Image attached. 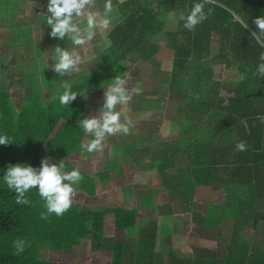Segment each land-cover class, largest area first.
I'll return each mask as SVG.
<instances>
[{
  "label": "trees",
  "instance_id": "1",
  "mask_svg": "<svg viewBox=\"0 0 264 264\" xmlns=\"http://www.w3.org/2000/svg\"><path fill=\"white\" fill-rule=\"evenodd\" d=\"M112 2L123 10V16L108 32L111 46L98 56L96 71L80 74L81 81L73 85L78 95L69 106L60 105L57 94L44 105L39 91L33 90L32 100L18 107L11 90L0 86V133L7 134L14 143L0 145V169L6 170L7 165L15 163H27L38 168L41 160L48 157L50 163L62 160L69 170L78 168L82 175V180L75 187L77 196H72V207L60 216L47 214L45 203L36 189L26 194L28 204H17L16 194L0 181V264H59L40 257L43 246L55 254H75L83 242L89 241L91 251L101 252L104 248L105 216L109 214L113 215L114 231L127 233L136 228L139 224L138 207L127 201L84 206L86 197L96 195L98 184L104 187L121 184L120 179L106 167L88 172L72 159L82 149L81 144L90 141V137L77 127L78 119H83L90 109L84 93L95 85L104 89L103 85H108L116 75L126 78L137 58L148 62L157 56L162 48L152 37L166 31L162 15L187 14L197 2L204 4L205 12L210 11L206 20L188 30L179 19L178 30L166 31L170 38L172 70L179 74L174 81L183 85L185 91L197 93V97L184 101L178 108L188 120L179 131V139L187 140L181 149L188 184L209 185L213 191L221 187L235 190L238 200L232 207L226 203L207 205L203 217L205 225L219 226L223 219L235 220L241 214L252 217L253 227L264 224V77L257 73L259 56L264 53V48L252 35L257 31L253 20L264 15V0ZM233 13L248 23V27L244 28ZM180 34L184 38L179 43ZM105 54L110 55L106 58ZM215 62L225 67L236 62L242 74L235 87L226 89L228 94L225 96L222 94L223 83L205 76L209 64ZM185 81L191 85L188 89ZM177 124L181 125L180 122ZM209 133L213 144L209 149L201 150L200 139ZM106 138L109 140L110 136ZM239 142L246 145V150L236 149ZM3 174L4 171H0V176ZM158 189L155 187L154 190ZM243 189L248 192L247 198H240ZM151 197L147 196L149 202L146 205L149 217L152 216ZM138 229L136 251L130 264H151L156 243L160 241L169 264L213 262L201 257L176 260L171 238H166L164 247L165 240L160 236L159 223L155 220L139 224ZM18 240L25 242L24 251L19 255L14 247ZM247 245L231 248L225 257L226 264H231L235 254L240 255L236 257L241 260L238 264H253L247 257ZM124 249L123 242L112 243L111 264H123ZM259 262L264 264V240Z\"/></svg>",
  "mask_w": 264,
  "mask_h": 264
},
{
  "label": "rangeland",
  "instance_id": "2",
  "mask_svg": "<svg viewBox=\"0 0 264 264\" xmlns=\"http://www.w3.org/2000/svg\"><path fill=\"white\" fill-rule=\"evenodd\" d=\"M29 1L31 0H0V86L11 90L13 101L18 107L32 100L33 90L39 91L44 105L47 100L54 98V94H51L47 86L49 76L57 89L61 80L62 82L71 80L72 84L76 85L81 81L78 77L80 73H89L96 69L92 62L93 54L86 57L81 53L83 59L86 58V63L81 64V72L78 75L61 77L52 70L51 55L54 48L49 40H54L53 43L57 46L59 40L49 36L50 28L40 29L43 30V34L35 38L39 30L36 31L37 29L30 27L34 22H42L40 15L46 14L47 0H37L33 3ZM120 1L122 3L125 0ZM116 8V13H120L118 21H121L123 10H120L118 5ZM162 17L166 22V31L178 30V14L171 13ZM166 31H161L152 37V40L162 48L157 56L148 62L137 58L126 77V86L129 89L134 87L142 89L140 94L133 95L127 105H117L116 110L124 114L121 117L122 121L124 116L131 120L130 131L127 134L111 135L109 140L106 135L98 153L93 154L86 149H81L72 158L88 172H95L101 167H106L121 181L119 185L115 183L116 185L111 184L112 186L106 187L98 184L96 195L86 197L84 206L103 205L108 201L117 203L127 201L130 205L136 206L142 197L140 204L148 213L146 205L149 202L147 198L149 195L152 196L151 207L156 209L152 214L158 217V213H163L166 216L163 221V230L166 231L165 233L168 231V233H174L170 242L176 260L202 257L213 261L212 264H226L225 257H228L231 248L239 249L248 244L246 248L248 260L253 264H259L263 251V223L253 227L252 217L243 214L235 220L223 219L222 225L219 226L205 225L203 220L209 203H226L229 207L235 205L238 200L235 190L221 187L211 195L209 188L207 195L203 193L202 198H193L195 185L188 184L186 162L181 149L187 140L179 139L180 127L186 125L188 120L178 108L184 101L197 97V93L190 90L188 91L190 96L182 88L183 85L174 81V77L179 74L172 70V51L169 48L170 38L167 37ZM46 35L49 36L48 40ZM183 38L182 34L178 36L179 43L183 41ZM38 39H45L47 41L45 46L38 44ZM214 43L217 44L216 39ZM108 55L110 54H105L106 58ZM45 57L49 59L46 61ZM97 62L99 63L98 60ZM88 63H90L89 66ZM33 66L35 71L31 69ZM209 66L205 76L223 83L224 96L228 94L226 89L235 87L242 78L236 62L230 67H225L219 62ZM34 79L37 81L34 82ZM185 82L188 83L187 89L191 87L188 81ZM100 87L95 85V88L84 93V97L90 103V109L84 118H99L100 110L105 103L107 85H103L104 89H102L105 91ZM179 122L181 125L177 124ZM212 139L210 133L200 139L201 150L209 149L213 144ZM215 141L214 139V143ZM134 148L137 149L136 152ZM155 187H159L160 191L152 194ZM190 194L192 197H189ZM174 195L178 198H173ZM247 197L248 192L243 189L240 198ZM138 217L139 224L146 221L143 213H139ZM171 223H173V230H171ZM112 224L113 215H106L104 248L101 252L91 251L90 243L86 241L75 254L71 252L55 254L47 246H43L39 255L43 259L55 260L59 264H110L112 243L124 241L130 243L129 257L135 250L136 229L119 234L114 231ZM164 242L165 247L167 243ZM161 243L162 241L156 243L157 251L161 250ZM165 249L167 250V247ZM165 256L156 254L152 263L169 264ZM235 256L240 257L236 254ZM236 257L232 259L231 264L241 262L240 258L236 259Z\"/></svg>",
  "mask_w": 264,
  "mask_h": 264
},
{
  "label": "clouds",
  "instance_id": "3",
  "mask_svg": "<svg viewBox=\"0 0 264 264\" xmlns=\"http://www.w3.org/2000/svg\"><path fill=\"white\" fill-rule=\"evenodd\" d=\"M35 4V3H34ZM34 8V6H33ZM32 8V11H33ZM209 12H205L204 4L194 3L191 9L181 13L179 19L182 20L183 27L192 30L198 24L207 19ZM234 18L248 27L235 13ZM42 24L50 28L49 36L60 41L67 39L72 47L56 46L51 55L52 70L63 77L78 75L81 72V64L84 59L80 49L91 44L99 36L102 38V48L111 46V40L108 39L107 32L119 19L114 8L112 0H47L46 14L40 15ZM31 18V16L29 17ZM257 31L252 35L256 43L264 48V15H260L253 20ZM46 61L49 57L44 58ZM260 63L257 67L259 76L264 77V53L259 56ZM127 79L116 75L110 80L105 91V103L100 110V116L78 119V128H81L85 134L90 137L87 144H81L82 149L91 153L101 148L105 136L115 135L116 133L127 134L130 131L131 120L124 116L122 111H117V105H127L133 95H138L142 89L134 87L129 89ZM59 104L69 106L77 97L78 93L73 90L71 80H63L61 89L58 90ZM9 136L0 133V145H11ZM238 151L246 150V145L239 142L236 145ZM0 181L16 195L17 204H28L26 194L32 189H36L39 196L45 203L47 214L63 215L72 207V196L75 187L82 180L81 172L78 168L69 170L62 160L49 162L45 157L41 160L40 166L33 167L27 163L9 164L6 167ZM25 242L18 240L14 242L16 253L19 255L24 251Z\"/></svg>",
  "mask_w": 264,
  "mask_h": 264
},
{
  "label": "crops",
  "instance_id": "4",
  "mask_svg": "<svg viewBox=\"0 0 264 264\" xmlns=\"http://www.w3.org/2000/svg\"><path fill=\"white\" fill-rule=\"evenodd\" d=\"M29 2H37V0H31V1H29ZM119 2H121L120 0H119ZM114 5V8L115 9H117L116 7H117V5H115V4H113ZM120 14V13H119ZM119 14H117L118 15V17H119ZM121 17V16H120ZM119 20V19H118ZM41 22H34V23H32L31 25H30V27L31 28H35V30L36 31H38L39 30V33L37 34V32H36V34H35V38H37L36 36L38 35H40L41 33L43 34V30H40V29H43V28H49L46 24H42L41 25V27H40V29H39V24H40ZM115 25V24H114ZM113 25V26H114ZM47 26V27H46ZM113 26L112 27H110L109 29H108V32L113 28ZM108 32H107V36H108ZM32 36V35H31ZM49 36H47L46 35V40H48L47 38H48ZM42 38H44L43 36H42ZM102 38L101 37H99V36H97L95 39H94V41L91 43V44H88V45H85V46H83L81 49H80V52L81 53H83V55H85L86 57L88 56V55H90L91 53L93 54V59H92V62H93V64H94V67L96 68L94 71H96L97 69H98V62H97V59H98V56L105 50V49H107V48H102L101 47V45H102V40H101ZM109 39V38H108ZM38 41V44H40L41 46H45V43L47 42V41H45V39H38L37 40ZM50 41V43L52 44V46H53V48H55L57 45H55L53 42H54V40H49ZM58 46H60V47H72V45H71V43H70V41H68L67 39H65V41H60L59 40V44H58ZM50 48V47H49ZM36 49H37V47H36ZM41 49V48H40ZM47 52H49V50L47 51ZM84 63H86V58L84 59ZM89 64L90 63H88V66H89ZM93 66V65H92ZM93 67V68H94ZM31 69H33L34 71H35V67L33 66V68H31ZM93 72V71H92ZM90 73V72H89ZM80 74H87V73H80ZM80 74L78 75V77H79V79H80ZM50 77V76H49ZM48 77V87H49V89H50V92H51V94H57L58 93V90L61 88V85H62V80H61V83L60 84H58V88L56 89V84L54 83V81L52 80H50V78ZM94 88H95V86H94ZM103 90V89H102ZM103 91H105V90H103ZM210 188V194L212 195L214 192H216V191H213L212 190V188L209 186V185H195V188H194V192H193V195H194V199H196L195 197H199V198H202V196H203V193H205L206 195L208 194V189ZM155 191V190H154ZM160 191V188L158 189V190H156L155 192H152V193H156V192H159ZM190 197H192L191 196V194H190ZM173 198H178L177 196H175L174 195V197ZM141 200H142V197L140 198V202H139V204H137L136 206L138 207V214L139 213H143V215L144 216H146V221H145V224H147L148 222H150V220H155V221H157L158 223H159V229H160V236L161 237H163V239L165 240L166 238H171L172 239V234H174V233H165L166 231H164L163 230V221H164V217H166V216H164L163 215V213H158V217H156L155 215H153V214H151L152 216L151 217H149V216H147V214H146V212L142 209V205L140 204L141 203ZM210 204V203H209ZM208 204V205H209ZM140 208V209H139ZM151 209V208H150ZM158 209V208H157ZM143 210V211H142ZM207 210V209H206ZM153 211H156V209H154V208H152V210H151V212H153ZM205 214H206V212H205ZM205 214H204V216L203 217H205ZM170 222H171V220H170ZM171 230H173V223H171ZM139 224L136 226V237H135V250H134V252L133 253H131V255L128 257V250H129V244L130 243H126V242H124V241H120V242H123L124 243V246H125V249H124V258H123V264H125V263H127V262H129L128 264H130V262H131V256L135 253V251H136V246H137V240H136V238H137V233H138V231H139ZM116 233H119V234H122V233H120V232H116ZM166 241V240H165ZM206 245V244H205ZM112 252V251H111ZM111 254L112 253H110V256H109V263L111 264ZM156 254H162V255H164L165 256V253L163 252V251H157L156 250V252L154 253V255H153V260H154V257L156 256ZM165 258H167L168 259V257L167 256H165ZM202 258V257H201ZM169 260V259H168Z\"/></svg>",
  "mask_w": 264,
  "mask_h": 264
}]
</instances>
